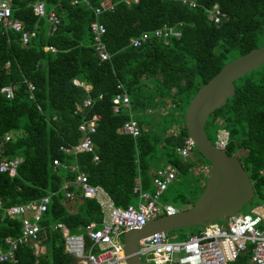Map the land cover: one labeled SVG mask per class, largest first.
I'll use <instances>...</instances> for the list:
<instances>
[{"label":"trees","instance_id":"1","mask_svg":"<svg viewBox=\"0 0 264 264\" xmlns=\"http://www.w3.org/2000/svg\"><path fill=\"white\" fill-rule=\"evenodd\" d=\"M35 1L10 0V18L20 21L25 31L35 32L27 45L20 44L18 33L0 27V88L9 86L13 91L10 100L0 94V160L21 159L15 177L0 174V201L5 208L51 193L40 222L45 228L40 242L44 252L35 255L28 246L20 247L15 253L16 264H71L70 256L63 252L60 232L51 226L61 223L69 234H76L89 223L98 225L102 214L94 200L82 199L75 191L71 201H63L60 187L76 175L67 167L76 164L87 182L101 187L116 207L135 202L132 190L136 178L140 190L151 193L154 171L165 166L176 169L175 179L180 176L183 184L189 185L185 195L176 196L181 204L191 205L201 193L206 176L190 175L189 170L207 167L208 162L195 149L185 160L175 153L187 138L182 116L195 92L224 64L264 44H258L264 39V0H186L195 8L182 5V0H139L130 6L122 0H108L114 10L98 17L109 55L102 62L89 34L91 9L72 6L71 0H40L46 11H53L59 19L55 32L49 33L46 22L31 12ZM99 1L90 4L97 6ZM213 6L222 15L218 24L207 18L206 11ZM176 23H181L180 37L166 45L158 39L139 48L129 45V39L140 33ZM73 79L89 86V91L74 87ZM27 83L33 86L31 99ZM117 84L124 88L131 118L139 126L135 139L118 132L128 120L127 112H111ZM233 85L234 95L209 116L204 131L212 144L217 130L227 132L226 155L243 152L237 160L254 195L263 199L264 65ZM86 97L92 102L87 115L97 117L91 138L93 152L66 156L58 148L78 142L80 119L73 111ZM7 133L10 137L4 142ZM53 159L61 166L53 169ZM68 203L74 212L69 211ZM189 228L193 230L181 235V240L199 231ZM19 231L20 221L2 217L0 212V245L7 237H17ZM249 257L246 250L229 264H248Z\"/></svg>","mask_w":264,"mask_h":264},{"label":"built area","instance_id":"2","mask_svg":"<svg viewBox=\"0 0 264 264\" xmlns=\"http://www.w3.org/2000/svg\"><path fill=\"white\" fill-rule=\"evenodd\" d=\"M91 0H71L70 5L89 8L93 14V21L89 23V34L91 35L92 48L99 61H107V54L102 37L105 33L104 26L98 21V17L114 10V4L108 0H100L97 6H91ZM139 0H122L125 6L137 4ZM181 4L188 8H195L191 1L182 0ZM32 14L43 19L48 27L49 33H53L59 25V19L53 11H46L43 1L37 0L30 6ZM207 18L213 24H218L222 17L216 6L206 11ZM0 27L3 30H11L19 34V41L22 46L28 44L35 32H27L17 19L10 18V0H0ZM181 23L174 25H163L151 33L143 32L137 37L129 39L132 48H139L152 39L161 40L164 45L171 39L180 37ZM47 51L53 53L52 47H46ZM7 67V63L4 65ZM72 85L88 92L90 87L73 79ZM32 98L33 86L26 84ZM116 93L111 100V112L117 114L125 110L128 120L125 121L118 132L124 136L135 139L139 136L138 124L131 118L129 100L121 84L115 87ZM9 86L1 87L0 94L7 100L13 96ZM100 98V96H98ZM90 98L86 97L81 104L73 111V115L79 117L80 122L77 131L80 134L79 140L72 146H60L58 150L66 156H75L80 153L88 154L93 152L92 136L95 133L97 117L88 116L87 110L91 107ZM10 134L3 136V141H8ZM228 142V134L225 130L219 129L216 132L214 146L225 151ZM193 144L186 138L182 146L175 150V153L183 160L193 155ZM92 161H97L93 155ZM21 159L14 157L8 160H0V174L9 178L16 176V170ZM53 169L61 166L57 159L51 161ZM67 169L76 175L73 180L64 182L60 187L63 191V201H71L74 191L82 199L94 200L102 214L100 223H89L79 228L76 234H69L61 223L51 226L53 231H59L62 237L63 252L70 256L71 264H125L123 255L122 237L124 233L131 230H138L146 223L163 215H173L177 208L169 204H162L159 199L168 186L174 181L177 170L171 167L158 168L154 171L151 184L153 191L143 192L140 190L138 178L135 179L133 194L136 195L135 202L126 207H116L99 186H92L87 182L83 172H79L76 164ZM71 187L72 190H68ZM51 193L29 201L24 204H16L3 207L0 201V212L2 217L18 219L20 231L15 238H5L3 246H0V263L16 264L15 253L18 248L28 246L34 254H42L40 244L41 236L45 228L41 227L42 215L46 212ZM222 223V225H220ZM248 250L250 257L248 264H264V213L252 212V215H239L238 213L228 217L225 222H212L204 228H200L195 234L185 239L174 242L170 241L167 232L151 234L138 241V256L143 264H229L237 256Z\"/></svg>","mask_w":264,"mask_h":264},{"label":"water","instance_id":"3","mask_svg":"<svg viewBox=\"0 0 264 264\" xmlns=\"http://www.w3.org/2000/svg\"><path fill=\"white\" fill-rule=\"evenodd\" d=\"M261 65H264V44L224 64L195 92L182 120L187 138L208 162L204 187L190 208L170 216H159L138 230L124 233L125 264H143L137 253L141 239L154 233L189 227L200 229L212 222H225L253 199L252 184L240 162L215 148L207 139L204 126L208 117L234 95L233 82Z\"/></svg>","mask_w":264,"mask_h":264},{"label":"rangeland","instance_id":"4","mask_svg":"<svg viewBox=\"0 0 264 264\" xmlns=\"http://www.w3.org/2000/svg\"><path fill=\"white\" fill-rule=\"evenodd\" d=\"M263 42H264L263 38L258 40V44H262ZM208 119H209V117H208ZM206 132L209 135L212 134L211 130H209L207 128H206ZM212 141L214 142V137L212 138ZM193 153H194V151H193ZM193 153H192V155H193ZM241 154H243V152H238L237 154H234L233 157L237 159V157H239ZM207 167L198 165L195 168H191L189 170V174L190 175L202 174V175L206 176ZM189 189H190L189 185L183 184V179L179 176L168 186V191L164 192L162 194V196L159 199V202L163 203V204L172 205L175 208H177L178 211L186 210V209L190 208L191 205L181 204V201L178 198H176V196L178 194H184L185 195L186 192L189 191ZM70 204L71 203H68L67 206H69ZM263 206H264V196H263V199H260L254 195L253 199L248 204L243 206L241 208V210L238 212V214L239 215H252V212L254 209L262 208ZM71 212H74L73 208H71ZM220 225H222V223H220ZM192 230H193V228H185L182 230H173V231L167 232V236H168L170 241L177 242V241L181 240V238H180L181 235L188 233ZM38 246L42 247L41 243Z\"/></svg>","mask_w":264,"mask_h":264},{"label":"crops","instance_id":"5","mask_svg":"<svg viewBox=\"0 0 264 264\" xmlns=\"http://www.w3.org/2000/svg\"><path fill=\"white\" fill-rule=\"evenodd\" d=\"M16 205V204H15ZM172 206V205H171ZM69 211H71V209L69 210ZM253 211H255V212H257V213H264V206L262 207V208H256V209H254ZM40 242H41V239H40ZM1 246V245H0ZM42 246V245H41ZM42 248L43 247H41V252H43L44 251V249H43V251H42ZM34 252V251H33ZM35 255H37V254H35Z\"/></svg>","mask_w":264,"mask_h":264}]
</instances>
